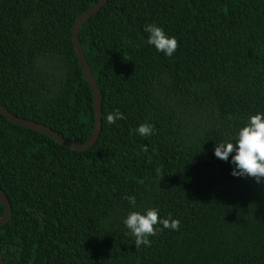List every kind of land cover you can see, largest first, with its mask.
I'll return each mask as SVG.
<instances>
[{"label": "trees", "instance_id": "trees-1", "mask_svg": "<svg viewBox=\"0 0 264 264\" xmlns=\"http://www.w3.org/2000/svg\"><path fill=\"white\" fill-rule=\"evenodd\" d=\"M94 1L0 0V104L74 142L93 106L71 27ZM147 24L177 39L171 57ZM77 37L101 96L97 138L72 149L0 114L1 264H264V180L233 176L234 153L213 150L264 114V0H106ZM145 208L179 230L137 248L123 218Z\"/></svg>", "mask_w": 264, "mask_h": 264}, {"label": "clouds", "instance_id": "clouds-1", "mask_svg": "<svg viewBox=\"0 0 264 264\" xmlns=\"http://www.w3.org/2000/svg\"><path fill=\"white\" fill-rule=\"evenodd\" d=\"M144 32L148 34L146 42L153 45L158 52H162L168 57L176 52L177 39L167 35L162 27L156 24H147L144 26ZM123 118V114L118 109L107 115V121L110 124ZM136 131L141 136H149L153 133L154 128L148 123H141ZM213 150L214 155L224 161H227L230 154L234 153L231 155V162L235 166L231 172L233 176L251 177L260 183L264 180V114L259 112L250 114L247 124L239 129L234 142L215 143ZM125 199L135 208L136 199L134 196H128ZM123 223L135 237L134 245L137 248L141 245L150 246L151 241L148 237L156 236L163 229L179 230V221L173 219L171 213L167 218H160L156 208H145L143 213L129 211L123 218ZM158 224L162 225V228H157Z\"/></svg>", "mask_w": 264, "mask_h": 264}, {"label": "water", "instance_id": "water-1", "mask_svg": "<svg viewBox=\"0 0 264 264\" xmlns=\"http://www.w3.org/2000/svg\"><path fill=\"white\" fill-rule=\"evenodd\" d=\"M106 0H96L87 6L84 10H82L73 20L72 27H71V41L72 46L74 49V53L80 67L81 73L83 75L84 80L86 81L92 98V106H93V123L91 131L88 137L82 142H74L67 140L66 138L62 137L59 133L55 130L50 128L48 125L35 121L29 118L18 116L0 104V114H2L8 121L11 123L29 127L45 133L46 135L50 136L52 139L56 140L60 144L72 148V149H85L91 146L97 138L99 129H100V119H101V111H100V91L96 85L94 76L91 72V69L85 59L83 51L78 41L77 31L81 24L93 13L100 9V7L105 3ZM0 203L3 206V213L0 215V224L4 223L8 220L11 212L10 203L6 197V195L0 190ZM2 263V257L0 253V264Z\"/></svg>", "mask_w": 264, "mask_h": 264}]
</instances>
